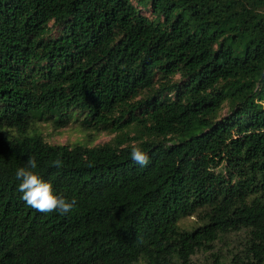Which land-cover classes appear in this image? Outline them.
<instances>
[{
  "label": "trees",
  "instance_id": "16d2710c",
  "mask_svg": "<svg viewBox=\"0 0 264 264\" xmlns=\"http://www.w3.org/2000/svg\"><path fill=\"white\" fill-rule=\"evenodd\" d=\"M49 118L114 137L51 145ZM29 157L70 214L21 199ZM237 234L213 264H264V0H0V264H195Z\"/></svg>",
  "mask_w": 264,
  "mask_h": 264
},
{
  "label": "clouds",
  "instance_id": "9594fccd",
  "mask_svg": "<svg viewBox=\"0 0 264 264\" xmlns=\"http://www.w3.org/2000/svg\"><path fill=\"white\" fill-rule=\"evenodd\" d=\"M129 154L135 164L141 167L148 165L150 157L141 147H131ZM51 163L57 169L63 165V161L60 159L53 160ZM37 167L36 159L29 157L25 166L15 170V177L19 181L18 191L21 194V199L26 205L42 213L70 214L77 206L76 199H66L63 194L58 193L53 184L43 179L36 171Z\"/></svg>",
  "mask_w": 264,
  "mask_h": 264
},
{
  "label": "rangeland",
  "instance_id": "374dc122",
  "mask_svg": "<svg viewBox=\"0 0 264 264\" xmlns=\"http://www.w3.org/2000/svg\"><path fill=\"white\" fill-rule=\"evenodd\" d=\"M225 115V110L221 113ZM35 132H38L43 139L51 145H68L73 146L78 144L83 146V143L87 146H97L109 142L114 135H108L105 133H92L91 135L83 134L76 124H70L65 128L58 129L54 126L52 119L36 121L32 125ZM179 226L184 230H190L196 226V218H186L179 222ZM244 242V235L237 234L224 238V242H218L210 252H200L196 254L192 261L195 264H213L216 254L220 257V260L227 255V250L230 248L238 247V243Z\"/></svg>",
  "mask_w": 264,
  "mask_h": 264
}]
</instances>
